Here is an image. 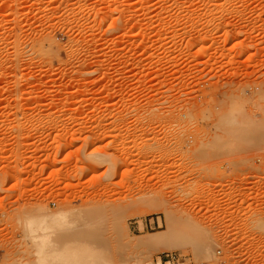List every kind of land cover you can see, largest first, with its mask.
<instances>
[{
  "label": "rangeland",
  "instance_id": "374dc122",
  "mask_svg": "<svg viewBox=\"0 0 264 264\" xmlns=\"http://www.w3.org/2000/svg\"><path fill=\"white\" fill-rule=\"evenodd\" d=\"M263 90L264 0H0V264H264Z\"/></svg>",
  "mask_w": 264,
  "mask_h": 264
},
{
  "label": "bare ground",
  "instance_id": "6f19581e",
  "mask_svg": "<svg viewBox=\"0 0 264 264\" xmlns=\"http://www.w3.org/2000/svg\"><path fill=\"white\" fill-rule=\"evenodd\" d=\"M259 92H260V91H259ZM262 92H264V90H263ZM22 139H23V138H22ZM18 140H19V139H18ZM91 154H92V153H91ZM91 154H90V155H91ZM94 155H95V153H94ZM96 159H97V158H96ZM164 211H165V210H164ZM166 211H167V210H166ZM167 214H168V213H167ZM52 215H54V214H52ZM48 216H50V215H48ZM195 220H196V219H195ZM42 222H43V220H42ZM253 223H254V222H253ZM42 229H43V228H42ZM43 230H45V228H44ZM45 232H46V231H45ZM43 237H45L44 234L42 235V244L45 245V246H43V247H46V246H48V245H46L47 243H46V241H45V239H47V238L45 237V239H43ZM43 240H44L45 242H43ZM49 241H51V240H49ZM53 241H54V240H53ZM40 242H41V241H40ZM44 243H46V244H44ZM59 243H60V242H59ZM48 244H49V243H48ZM54 247H55V246H54ZM47 248H48V247H47ZM43 249H44V248H43ZM45 249H46V248H45ZM51 250H52V249H51ZM43 251H44V250H43ZM43 251H41V253H43ZM55 251H56V250H55ZM45 252H46V250L44 251V253H45ZM51 253H52V252H51ZM46 255H47V252H46ZM48 255H49V253H48ZM43 256L45 257L44 254H43ZM43 256H42V257H43ZM42 257H41V258H42ZM46 257H47V256H46Z\"/></svg>",
  "mask_w": 264,
  "mask_h": 264
}]
</instances>
